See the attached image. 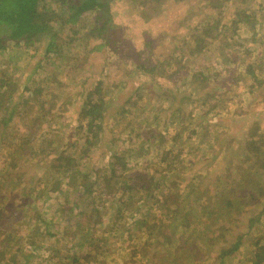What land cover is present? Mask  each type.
I'll list each match as a JSON object with an SVG mask.
<instances>
[{"label": "rangeland", "instance_id": "rangeland-1", "mask_svg": "<svg viewBox=\"0 0 264 264\" xmlns=\"http://www.w3.org/2000/svg\"><path fill=\"white\" fill-rule=\"evenodd\" d=\"M83 1L68 0L66 6L53 5L56 16H50L52 26L51 33H48L50 36L48 34L41 36L39 43L32 44L27 55L17 54L13 46L7 47L6 55L0 54V71L7 77V88L14 84L15 79L16 82L19 80L17 85L12 87L16 86L15 96L20 102L17 113L20 116L16 114L17 117L8 122L5 133L7 130L11 136L7 138L8 144L11 146L13 143L12 148L10 147L12 150L15 148L13 156L21 159L24 170L23 185H13L19 188L15 194L18 192L19 199L23 201L21 209L14 213L15 225L13 223L10 230L14 239H10L6 233L1 235L0 264H250L254 259V243L264 242V175H258L254 171L255 164L252 165L258 156H253L249 146L242 143L244 140L241 142L234 136L240 135L242 127L250 132L252 122H259L258 129L259 126L263 127L261 130L264 129L263 104L257 102L252 106L254 96L249 94V83L246 79L248 75L246 69L250 64L256 71H260L257 65L261 64L264 70V0H255L249 7L242 6L243 10L256 14L257 20L253 30H247L245 24H242L239 26L238 34L232 31L222 33L216 36L202 54L196 56H192L190 46H187L191 43L193 34L189 29L183 30L182 27L188 23L182 22L181 25H177L176 20L179 19V15L184 16L191 12L192 8L189 7L192 5L198 8V21H205L213 14L219 16V12L216 11L218 8L214 10L213 7H198L207 6L206 0H190L187 2L192 3L190 6H177L175 0H167L161 10L153 13L149 11L150 5L145 4L148 0H115L116 3L113 4L110 13L115 24L111 33L113 39L122 44L118 54L103 48L104 46L99 47L105 41L95 31V14L81 15L76 23L71 21L66 23L73 15L75 7L80 6ZM230 12L231 10L227 9L220 13L224 14L221 17L224 23L229 21ZM2 29L4 28H0V37L4 36ZM52 34H57V39L60 38L64 46L65 42L74 40L70 47L65 46L63 49L65 63L63 66L60 65L61 56L55 54L53 47L50 46ZM57 44H61V41ZM238 44H245L246 47L240 52L242 62L235 64L228 60L226 49L229 45L235 47ZM246 48H249L250 53H246ZM175 52L178 55L173 60L170 57ZM130 55L145 62L144 69H140L134 62L129 64L126 57ZM166 57L171 59L172 63L169 66L171 70L165 74L172 75L178 68L185 67L191 69L188 78L182 80L178 78L182 77V74L181 76L177 74L178 77L170 81L164 80V74H160L163 73V68L160 66ZM214 66L218 68L217 75L213 74L210 80L198 82L199 80L194 78V72L203 70L206 73L207 68ZM238 66L241 67L240 70H235ZM151 67L155 68L154 78L145 73V69ZM49 70H52V73L48 74ZM31 72L34 74L28 76ZM259 75L264 80V73ZM235 77L243 78L241 87H235L231 79ZM52 81L53 83H50ZM161 84L174 94L177 93L178 100L187 95L193 97L181 105L173 104L177 101L176 98L171 94H162ZM99 86L105 94L108 110L102 122L103 133H100L102 137L92 142L95 144L93 149L96 148L97 151L87 155L83 149L86 147L84 137L88 123L82 116V108L88 99H95L90 95L96 92ZM48 87L49 92H54L51 93L53 94L51 97L48 95L49 92L44 90ZM235 92L238 95L234 98ZM261 92H264V89H261ZM6 93L4 90V93L0 94L4 95V100L0 99V104L6 105V111L1 112L8 115L12 113L16 98L12 97L9 101L8 98L5 99ZM38 94L41 97L38 102L42 103L46 117L35 101L34 106L22 103V100L31 99L32 95L36 98ZM224 97L231 98L228 100L229 103L216 105L222 102ZM132 100H137L138 106H125ZM172 104L175 106L170 108ZM241 105L243 111L254 109L252 113L257 117L247 114L241 123L240 121L231 123L224 116L226 109L241 108ZM180 107L182 114L171 118V113H177ZM123 108L129 110V113L124 114ZM32 110L38 118L40 117V129L38 127L33 129L31 124H26L30 122ZM2 120L0 117V133L3 130ZM215 120L217 124L213 122ZM25 127H28L30 132L39 130L37 140L15 133L25 131ZM182 131L184 135L181 145L183 149L185 148V153H182L167 176L164 175L166 177L164 186L170 187L168 192L155 188L146 194L135 187L138 193H134L130 199L127 184L131 183L128 177L132 171L159 178L163 171L161 159L173 156L174 151L170 155L169 152L180 143L175 138ZM162 132H168L170 138L163 141L159 138L155 140L156 134ZM147 138H151V141H147ZM39 143H43L40 145L43 150L37 148ZM31 145L33 152L29 151V156L24 155L22 150H29ZM104 152L105 155L101 157ZM112 153L120 156L123 162L128 164L127 169L117 170L118 177L111 182L117 190L115 195L110 197L113 199L106 197L107 199L99 201V211L95 213L96 215L94 213L89 215L84 231L80 232L78 227L70 225L68 218L60 212L56 214L57 206L62 201L68 204V208L73 206L76 201L73 200L72 194L75 193L73 186L69 193L56 192L51 199L45 200L43 197L35 206L27 210L24 208L26 206L24 200L30 193L29 188L36 187L32 182L34 177L41 176V182L46 181L45 185L51 181V178L45 175L46 169L41 164L48 157L54 160L60 156L63 166L74 155L76 161L70 167V173L75 176L74 180H77L75 183L78 185L81 182L80 176L84 174L83 180H86V176L90 179L94 171L96 174L107 173L109 171L107 162L110 161ZM10 159V149L0 144V180L6 178L9 181L10 176L6 167L11 164ZM263 159L264 157L259 156L260 161L257 164L263 165ZM57 165L60 167L59 162ZM238 165H244L245 168L241 169ZM257 167L262 168L259 165ZM231 168L242 174L246 173L247 168H251L247 173L250 178L247 180L242 178L251 187L247 189L245 182L242 183L244 189L241 195L245 197L251 193L257 201L250 202L248 197L236 206L234 212L233 207L236 204L231 201L229 210L224 211L220 219L221 223H216L208 214L206 217L204 212H200L204 205L210 206L208 201L201 200L196 203L197 207L190 216L185 210L194 205L193 202L184 203L180 207L182 212L176 207L178 205L169 206L172 209L169 213L163 211L165 194L178 195L179 191L183 190L180 186L187 185L188 179L192 180L194 176H198L200 180L210 174L219 176L222 170ZM59 176L65 178L63 180L66 185L68 167L64 168ZM211 180L210 178V182ZM131 185H136V180H133ZM40 187L44 188V184ZM259 187L262 188V192L258 190ZM0 189L7 191L6 188ZM191 194L192 188L189 187L186 196L189 197ZM194 197L190 196L188 201L195 200ZM16 200L17 197L12 199L6 197L3 202L7 204L5 205L7 208L10 203L15 204ZM90 204L91 200L85 201L86 210L92 209ZM81 205L84 206L83 203ZM37 212L41 215L39 222ZM218 213L222 214L219 211ZM53 215L58 218L54 219ZM251 218L260 220V224L257 223L252 230ZM95 224L99 227L91 228ZM207 224H210L217 236L218 232H221L219 227L228 229L229 233L225 236L228 242L217 243L214 240L208 243L204 241L205 244L200 246L198 242L195 244L193 235H198L206 229ZM216 235H211V238ZM181 240L189 243L184 244ZM239 240L241 244L236 252L222 261L220 252L223 248H229ZM178 244L179 247L175 248L174 246ZM182 249L183 254L189 256L188 261L185 257L178 256ZM197 250H200L199 255L191 259L192 253Z\"/></svg>", "mask_w": 264, "mask_h": 264}, {"label": "trees", "instance_id": "trees-1", "mask_svg": "<svg viewBox=\"0 0 264 264\" xmlns=\"http://www.w3.org/2000/svg\"><path fill=\"white\" fill-rule=\"evenodd\" d=\"M166 1L167 0H148L147 3L145 2V4L150 5L151 9H149V11L150 13H153L154 11L161 10L162 6L164 5ZM188 1L190 0H175L177 6H180V5L190 6V4L192 3H187ZM253 1L255 0H206L207 6L203 5V6H198V7L200 8L213 7L214 10L218 8V10L216 11L219 12L218 14L219 16L213 14L211 18L205 21L197 20V14H198L197 9L198 8L196 7V5H192L191 7H189V8H192V10L191 12L189 11L186 15L184 16L179 15V19L176 20L177 25L178 24L181 25L182 22L188 23V24L182 25L183 30L189 29L191 34H193L191 43H189V45L187 44V46H190L189 48H190V52L192 53V56H196L197 54L199 55L202 54L209 47V44L214 39H216V36H220L222 33L227 34V31H232L235 34H238L239 26H241L242 24H245V26L247 27V30H253L256 24V20H257L256 14L254 13L250 14L248 11H245L242 9V6L249 7ZM114 3H116L115 0H84L80 6L75 7L74 10L72 8L73 15H71L69 21L68 19L66 20V23L70 21L73 23H76L77 19L81 15H85L88 13L95 14V21H96L95 31L102 38V40L105 41L99 47L102 48V46H104L103 48L105 49L107 48L108 50L114 51L116 54H118L122 44L118 43L119 41H115L111 33V30H113V28L115 27V24L110 14L112 12V6ZM56 4H59V6H66L68 5V0H0V28L1 27L4 28L1 31L4 36L0 37V54H2V56L6 55L7 47L13 46V49L17 52V54L20 53V55H23V54L24 56L27 55L29 51H31L30 47H32V44L39 43L40 41L39 38H41V36L51 33L52 26H51L50 16L51 15L56 16V12L55 10H53V7H54L53 5H56ZM227 9H230L231 12L229 13V16H228L229 21H227V23H224V21H222L221 19V17L224 14H220V13H222L223 11L225 12V10ZM49 34L48 36H50ZM51 38L52 39L50 42V46L53 47L55 54L61 56L62 61L60 62V65L63 66V64H65L64 56H63V49L65 46L66 48L70 47L74 40L71 39L69 43L68 41L65 42V46H64L62 44L63 41L60 38L57 39V34H52ZM58 41H61V44H57ZM227 47L228 49H226V55H227L228 60L231 62H234L235 64L236 62L237 64L238 62L241 63L242 60H241L240 52L243 48L246 47V45L238 44L235 47H232L231 45ZM249 51H250L249 48H246V53H250ZM177 55L178 53L175 52L170 58L174 60L175 58H177ZM126 58L127 60L129 59V64L131 62H134V64L140 67V69H144L146 65V63L142 62L140 58L133 57L132 55ZM171 59L166 57L164 59V63L160 66L163 68V73H160V74H164V77H165L164 80L170 81L171 79L178 77L177 74L179 76H181L180 74H182V77H178V78H181L182 80L187 79L188 74H190L191 72L190 71L191 69L189 68L187 69L185 67L178 68V70L176 72L174 71L172 75L165 74L171 70V67H169L172 63ZM257 66L260 69V71L258 70L256 71L255 68L251 64L247 67L246 71L248 75L246 79H248V83H249V86H248L249 94L254 96L252 106H254V103L258 102L260 104H263V108H264V92H261V89L262 90L264 89V80L262 76L259 75L262 72L264 73V70L262 69L261 64ZM240 68L238 66L235 70L237 69L240 70ZM39 69H41V65ZM216 69H218L216 66H214V68H207L206 73L203 70H201L200 72H194L193 76L196 80H199L198 82H205V81L210 80V77H212L213 74L217 75L218 70ZM47 73L48 74L52 73V70L47 71ZM145 73H148L147 75H150L152 78H154L155 68L154 67L153 68L151 67L148 69L146 68ZM31 74H34V72L28 73V76ZM6 78H7L6 75L0 71V94L4 93V90H5V92H7L5 95V99L8 98V100L10 101L12 97H15L16 101L12 107V113L10 112L8 115L7 113L1 112L4 110L6 111L5 109L6 105H2V103L0 104V117L3 118L2 124H1L3 126V130L0 133V144H3V146L6 147V149H10V158L12 159V160L10 159L11 164L10 165L8 164L6 167L8 168V175L10 176L9 181H7L6 178L3 180H0V188H6L7 190L6 192H4L5 189L4 190L0 189V237L4 233H6L8 234L10 239H14L12 232H10V230L13 227V223L15 225L14 213L21 209L23 201L22 199H19L18 192L15 194L16 191H19V188L14 187L13 185H17V186L23 185L24 180L22 179V177L24 174V170H23V166H21L22 165L20 161L21 159L20 158L17 159L15 156H13L15 148L13 150L11 149L13 143L11 144V146L10 144H8L7 138H9L10 135L7 132V130L5 133V129L8 127V122L13 121L14 118L17 117V115L20 116V114L17 113L20 102L18 98L15 96L16 86H14V88L12 87L13 85H17L19 80L18 82H16L17 79H15L13 81L14 84H12V86L7 88L8 84H7ZM231 79L233 80L235 87H241L240 85L242 84L241 82L243 81V78L241 79L239 77L238 78L235 77ZM52 80H55V79H52ZM50 83H53V81ZM191 85L193 84L191 83ZM160 86L162 89V94L164 95L171 94L176 98L177 101H175L173 104L180 103L181 105L182 102L186 100H190L193 97V95L192 96L187 95L184 98L180 97L179 98L180 101H179L176 97L177 93L174 94L170 89L164 87L162 84ZM49 88L50 87L44 90H47L49 92ZM176 90H178V88H176ZM23 93L26 94V91H24ZM51 93H54V92H49L48 94L49 97L53 95ZM234 95H235L234 96L235 98L238 95V93L235 92ZM92 96H94L95 99H92V98L88 99L82 108V116L84 120H86V122L88 123V128L86 129L87 131L86 136L84 137L86 147L85 149H83L84 153L87 155L91 152L97 151L96 148L93 149L94 148L93 146L95 144L92 142L98 141L102 137V135L100 134V133H103L102 122L105 116L104 114L108 110V103L106 102L105 94L102 92V89L100 86L96 89V92L91 93L90 97ZM0 99L4 100V95L0 96ZM31 99L22 100V103L24 105H27L29 103L33 105V102L35 101V103L39 104L38 100L41 99L40 94H38L36 98L34 95H32ZM208 99H211V98H208ZM222 99L224 100L222 102L220 101L216 105H220L221 103H225V102L229 103L231 98L224 97ZM173 104L171 105L170 108H173L175 106ZM39 105H40L39 106L40 109L43 110L42 103ZM125 106H129V107L138 106V101L132 100L129 102V104H126ZM253 111L254 109H251V110L246 109L245 111H243V105H241V108H236V109L227 108L226 114L224 116L228 118L231 123L237 122V121H240L241 123L243 117L247 114H252L255 117H257L255 114L252 113ZM122 112L124 114H128L129 110H124L123 108ZM45 113L46 112L44 111V117H46ZM35 114H36L35 111L32 110V114H30L31 115V118L29 120L30 122H27L26 124H31V126L34 127L33 129L37 127L38 129H40V123H39L40 117L38 118ZM180 114H182L181 107L177 113H171L170 116L171 118H173ZM7 116H9L8 119L6 118ZM33 118H36V119H33ZM178 120H181V119L178 118ZM213 122L216 123L217 120ZM257 123L252 122L250 124L251 125L250 132H247L242 127L240 130L241 133L239 136H234V134H231V135H233L235 138L240 139L241 142L244 140V142L242 143H245L247 146H249L250 152L253 153V156H258L257 159L255 160V163L253 162L252 165L255 164L254 167L256 166V169L254 171L258 173V175L262 176L264 175L263 173L264 164L261 165L257 163L260 161L259 156L264 157V129L261 130V128H263L261 126H259V129H258ZM37 132L36 131L30 132L28 130V127L27 128L25 127V131L20 132V133H17V132L15 133L20 134L22 136L25 135L28 139L33 138L37 140L39 136L38 135L39 130ZM177 135H176L177 138H175V140L177 142L180 141V143H178V146H174L169 152V155H170L171 152L174 151L172 152L173 153L172 157L166 156L161 159V165H163V171L161 172V175L159 178H156L154 175H149V174L142 175V174H139V172L137 171H132L128 179L129 181H131V183L133 182V180H136V185H131V183L129 185L127 184V186H129L127 191L130 192L129 193L130 199L134 193H138L135 190V187L139 188V191L145 192L146 194H149L150 191H152L155 188L156 190L157 189L166 190V192H168L170 187L164 186L166 185L165 184L166 177H164V175L167 176L168 172L171 171V168L174 166V164L178 162V159L181 158L182 153H185V148L183 149L181 145V142H183L184 132L182 131L180 134H177ZM157 138L163 141L164 139L168 140L170 137H169L168 132H162L161 134L160 133L156 134L155 140ZM146 140L151 141V138H147ZM4 142L6 143L4 144ZM112 142H114V140H112ZM29 143L32 144L31 142ZM40 145H43V143H39V146L37 148L39 150L40 149L43 150V148L40 147ZM99 145H102V144H99ZM29 148H30L29 150H22V153L24 155L28 154L29 156V151H31V148H33V145L29 146ZM31 152H33V150ZM34 153H36V151H34ZM104 155H105V152L102 154L101 157H103ZM50 158L51 157H48L41 164L46 169L45 175H48L51 178V181L47 182V184L45 185L46 181L41 182V179H42L41 176L38 175L37 177H34L32 182L35 183L36 187L35 189L29 188L30 193L27 194L28 197L26 196L24 200V203L26 204L24 208L27 210L29 207L35 206L36 202L42 199L43 197L46 198L45 200H49L51 199L53 195H55L56 192L57 193L63 192L64 194H66L68 191L69 193L71 191L70 189L73 186L74 187L73 191H75V193L72 194L73 200H76L73 203V206L69 207L70 208L69 209L68 204L65 201H62L60 205L57 206L58 208L56 210V214H59L60 212L64 217L68 218V223L70 225H72L73 227H78L80 232L84 231V228L87 227L86 225L87 219L90 218L92 213L96 215L95 213L99 211V207H100L98 205L99 201L105 200L108 197L110 200L113 199V198L111 199L110 197L115 195L116 188H114V186L111 185V182L113 179L118 177L116 176L117 170L127 169L126 167L128 166V164L127 163L125 164L120 156L113 154L110 157V161L107 162L108 169H109L107 173L105 172L104 174H101V173L96 174L94 171L90 179L86 176V180H83V177L85 176L84 174L80 176L79 179L81 180V182L77 185L75 183L77 180L76 179L74 180L75 176L72 173H70V167H72V165L75 163L76 157L72 155L70 159H68V161H66L65 165L63 166L61 165L62 160L60 156H57V158H55L54 160H51ZM57 162L60 163V167H58ZM263 162H264V159H263ZM25 163L26 162H24V164ZM257 165H259L263 169L262 168L258 169ZM238 166H241V169L245 168L244 165L243 166L238 165ZM238 166H234V168H237ZM66 167H68V176L66 177L68 178V180H66L68 181V183H66L65 185L64 180H63L65 178H61L59 174ZM201 168L204 169L203 167ZM250 170L251 168H247L246 173L242 174L241 172H237L236 170L234 169L232 170L231 168V169H227L224 171L222 170V173L219 176H217L216 174H210L209 176L206 175L204 178L200 180L198 179V176H194L192 180L191 178L188 179L187 185L180 186V188L182 187L183 190L179 191L178 195L173 194V193L165 194V199H164L165 202H164V205H162L163 211H167L169 213L172 210L170 207L171 206L173 207V205L174 206L178 205L176 207L180 208L184 203L193 202L195 206L192 205L191 207H187V209L185 210L188 212L187 214L190 216V215H193L194 208L197 207L196 203L198 204L199 202H201V200L208 201L207 203H209L210 206L208 205L209 207H206L204 205L205 208L204 207L200 208V212H204L205 216L206 214H208V216H210L211 219H213L216 223H221L220 219L221 217H223L224 215L223 213L229 210L231 201H233L236 204L233 207V212L235 211L236 206H239L241 202L247 199L248 197H250V202L257 201V198L255 196H252L251 193L245 196L246 198L241 195L244 189L242 187L243 186L242 183L245 182L242 180V178L245 180H247V178H250L249 174H247L248 171ZM64 173L66 172L64 171ZM210 178L212 179L211 182H210ZM88 180L90 181V183ZM39 182L41 184H44V188L40 187L41 184ZM245 184L247 185L246 186L247 189L248 187L249 188L251 187L250 184L246 182ZM64 185L65 187L63 188ZM189 187L192 188V194L190 196L194 197L195 195L194 197L195 200L193 199L192 201H188V198L190 196L187 197L186 192ZM205 189L208 191H206ZM258 190L262 192L261 187H259ZM75 195L77 197H74ZM6 197L8 198L11 197V199L17 197V200L15 204L10 203L9 206L6 208L5 205L7 204L3 202L4 198ZM87 200H91V204H90L92 208L91 210H86L87 207L85 208V201ZM77 201H79V203H77ZM82 203L84 204V206L81 205ZM80 210L82 211V213H77ZM218 211L222 214H219ZM179 212H182V210ZM21 217L23 218L24 216L21 215ZM53 218L56 219L58 218V216L53 215ZM40 219H41V215L37 212L38 222ZM257 223L260 224V220H258L257 218H254V219L251 218V221H250L251 228L250 229L252 230ZM97 226L99 227V225L95 224L94 227H91V228H98ZM219 228H220L219 231L221 232H218L219 236H217L215 233V230L211 228L210 224H207L206 229H203L201 231L202 233L200 232L198 235L192 234L193 235L192 239H194L193 240L194 243L196 242L195 244H197L198 242L199 246L204 245L205 244L204 241L207 243L209 241L212 242L214 240L217 243L228 242L227 239L225 238L226 234L229 233L228 229H224L221 227ZM89 233L90 232L88 231L87 235H89ZM211 235H216V236H214V238H211ZM181 241L182 242L184 241V244L189 243L186 240H181ZM240 244L241 242L239 240L233 246L229 248H223V250L220 252L221 260L223 261L224 258L229 257L232 254H234ZM254 245H255L254 259L251 260L250 264H264V242H262L261 244L260 241H256ZM174 247L178 248L179 244ZM6 249H9V248H6ZM180 251H181V254L178 256L185 257L188 261L189 256L183 254L184 249ZM199 253H200V250H197L195 253H192L191 259L194 256L199 255Z\"/></svg>", "mask_w": 264, "mask_h": 264}]
</instances>
